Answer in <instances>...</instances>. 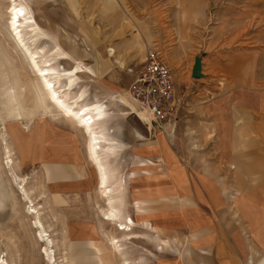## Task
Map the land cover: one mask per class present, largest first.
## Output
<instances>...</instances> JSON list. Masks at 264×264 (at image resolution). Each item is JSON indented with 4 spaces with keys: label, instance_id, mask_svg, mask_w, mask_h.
<instances>
[{
    "label": "crops",
    "instance_id": "crops-1",
    "mask_svg": "<svg viewBox=\"0 0 264 264\" xmlns=\"http://www.w3.org/2000/svg\"><path fill=\"white\" fill-rule=\"evenodd\" d=\"M244 57L224 68L222 89L198 101L194 116L181 115L189 111L183 93L174 124L158 128L148 122L149 137L143 141L138 127L126 130L119 123L122 105L118 115L111 113L108 126L116 143L104 161L107 185L123 181L114 206L119 223L125 217L133 222L129 240L118 222L103 219L108 206L97 190V171L85 154L81 132L60 119L35 126L29 142L33 158L27 163L42 167L49 185L43 196L57 203L51 217L62 222L68 243L121 237L120 244L146 250L148 264H257L264 254V64ZM187 118L195 123L186 124ZM175 127L177 137L171 135L167 143L160 132L171 129V134ZM194 147L213 151L212 169H194L193 159L182 160ZM145 160L151 164L141 166ZM48 166L64 172L53 178ZM226 180L235 183L232 188L223 185Z\"/></svg>",
    "mask_w": 264,
    "mask_h": 264
},
{
    "label": "rangeland",
    "instance_id": "rangeland-1",
    "mask_svg": "<svg viewBox=\"0 0 264 264\" xmlns=\"http://www.w3.org/2000/svg\"><path fill=\"white\" fill-rule=\"evenodd\" d=\"M9 1L0 0V262L3 259L5 264H51L45 253V248L51 247L47 254L54 257V264H121L119 255L110 249L111 236L95 238L94 243L88 244L68 243L59 226L62 222L55 223L51 217V207L57 203L43 196L49 185L42 167L27 163L33 158L29 156V142L36 134L32 130L37 125L48 124L51 118L41 119L42 114L34 110L36 78L9 36ZM112 3V7H106L103 0H25L38 26L65 52L95 72L94 78L80 76L81 85L88 89L87 103L97 98L113 114H119L123 108L115 101L117 98L111 97L127 92L148 49L159 53L169 66L178 94L187 93L185 102L189 111L181 114L185 117L194 116L198 101L222 89L224 68L239 60L240 55L248 56L244 61L264 64V0H112ZM109 49L113 51L111 55ZM196 58L202 66L201 77L193 79L190 70ZM72 64L69 61L63 65L69 69ZM20 85H24L23 95L21 88L18 89ZM11 87L18 89L19 95L15 104L12 101L10 104L15 108L17 102L24 110L18 118L5 115L3 94ZM128 114L118 115L123 118L119 123L126 130L138 127L142 141L149 137L144 127L148 123ZM65 121L79 130L86 142L80 127ZM187 121L186 124L195 123L193 118ZM172 130L171 134V129L160 132L166 142L171 135L177 137V127ZM2 138L9 144L12 163L3 159ZM84 150L87 155L86 143ZM181 158L184 162L193 159L190 166L194 169H212L214 161L212 150L195 147L186 149ZM203 160L205 163H201ZM145 164L151 163L141 161V166ZM47 168L53 178L64 172L59 166ZM233 183L226 180L223 185L232 188ZM33 205L38 215L30 214L28 208ZM68 205L67 202L65 209ZM54 209L58 211L60 207ZM37 218L49 235L52 242L49 246L39 239ZM107 231L116 235L112 229ZM122 245L121 258L133 264H148L144 259L149 256L146 250L130 243ZM263 262L264 254L257 264Z\"/></svg>",
    "mask_w": 264,
    "mask_h": 264
},
{
    "label": "bare ground",
    "instance_id": "bare-ground-1",
    "mask_svg": "<svg viewBox=\"0 0 264 264\" xmlns=\"http://www.w3.org/2000/svg\"><path fill=\"white\" fill-rule=\"evenodd\" d=\"M103 4L106 7H112L114 3H112V0H103ZM7 9L9 12L7 23L9 36L16 47L19 48L25 56L28 67L36 78V85L34 86H36L37 90L33 101L35 112L42 114L41 119H65L72 121L80 127L86 139L85 143L87 156L89 158L88 160L92 162L91 164H93V167L97 171V190L108 206V209L105 208L107 210L102 213L103 219L106 220L105 222L109 221L110 224L112 222H118L119 214L117 208L114 206V195L118 193L123 181L118 178L112 184L114 187L108 186L107 182L109 179V173L106 171V165L104 162L105 159L112 154V145L116 143L113 138L112 127L108 126V121L112 112H110L107 106L97 98H95L94 102L87 103L88 89L86 90V87L81 85L80 79V76L83 74L88 75L90 78H94L95 72L90 67H86V65L84 66L80 61L74 59L70 53L65 52L55 39L38 26L32 18L31 12H29L25 4V0H10ZM108 52L110 55L113 53L112 49H109ZM69 61L73 62V64L69 69H66L63 64ZM20 88L22 91L21 94L23 95L24 85H20L18 89L20 90ZM18 89L11 87L3 94L5 96L4 105L7 111L5 115H9V118L12 115H15L16 118H18L24 112L22 108L18 107L17 102L15 108L10 104L11 101H16ZM115 98H117L115 101L125 108L124 114H128L130 110L132 114L134 112V114L138 116V120L144 124L148 123V117L136 109L134 103L129 99L126 92L124 94H119L116 97H111L113 100ZM2 144L4 150L3 159L8 163H12L10 156L11 150L5 138H2ZM27 201L32 203L29 198ZM118 203L120 202L118 201ZM28 209L30 214L38 215L34 205ZM124 221V224L118 222L117 228H119L118 230L124 231L125 240H129L133 238L129 233L133 222L128 217H125ZM35 224L37 226L39 239L45 242L46 246L51 245L52 242L49 235L46 233V230L43 229L38 218L35 219ZM117 239L112 236L109 238L110 249L112 252L119 255L121 264H133L132 262H128L127 259L121 258L123 255V245L120 244ZM159 243L165 244L164 240ZM160 244H158V246ZM50 248L51 247H48L47 250L45 248V253L48 261L51 264H54V257L47 254L49 253ZM0 264H5V261L2 259Z\"/></svg>",
    "mask_w": 264,
    "mask_h": 264
},
{
    "label": "built area",
    "instance_id": "built-area-1",
    "mask_svg": "<svg viewBox=\"0 0 264 264\" xmlns=\"http://www.w3.org/2000/svg\"><path fill=\"white\" fill-rule=\"evenodd\" d=\"M126 93L136 109L158 128L173 125L183 105L171 69L154 50H146Z\"/></svg>",
    "mask_w": 264,
    "mask_h": 264
},
{
    "label": "water",
    "instance_id": "water-1",
    "mask_svg": "<svg viewBox=\"0 0 264 264\" xmlns=\"http://www.w3.org/2000/svg\"><path fill=\"white\" fill-rule=\"evenodd\" d=\"M200 69H201L200 59L199 58H196L193 61V64L191 66V70H190V76H191V78H193V79L200 78L201 77Z\"/></svg>",
    "mask_w": 264,
    "mask_h": 264
}]
</instances>
